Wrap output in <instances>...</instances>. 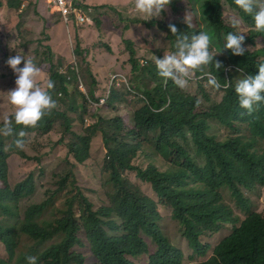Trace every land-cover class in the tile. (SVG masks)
<instances>
[{
    "label": "trees",
    "instance_id": "obj_1",
    "mask_svg": "<svg viewBox=\"0 0 264 264\" xmlns=\"http://www.w3.org/2000/svg\"><path fill=\"white\" fill-rule=\"evenodd\" d=\"M225 1L238 16L226 15L224 0H172L169 5L176 13L187 10L185 3L190 5L191 28L184 22V13L169 22L129 18L133 23L158 24L165 30L173 49L176 36L168 27L170 23L178 33L192 35L208 31L213 38L210 48L213 52L223 47L228 32L242 31L246 49L243 55L222 49L213 58L222 63V68L216 70L212 62L206 65L207 70L203 66L193 72L202 89L203 81L208 80L207 73L214 75L221 85L230 84L221 87L224 91L221 101L206 106L196 94L183 91L171 80L165 82L158 75L155 59L140 60L134 41L125 39L132 86L123 84L113 89L107 107L122 114L131 111L129 129L118 115L109 120L98 117L84 133L73 132L74 119L60 109L67 107L76 112V108L71 103L66 76L59 71L62 67L54 66L52 50L48 47V80L54 82L49 91L57 107L46 113L34 128L16 125L13 120L14 135H0V243L4 249L0 264H28L29 255L37 258V264H185L183 251L160 224L162 216L157 202L125 175L127 171H134L142 182L150 184L162 206L173 209L174 218L182 225V236L200 259L193 264H264V211L252 212L246 196L247 190L264 187V103L248 114L240 107L234 88L241 76L258 74L257 65L264 61V33L255 30L252 16L239 9L234 0ZM33 3L36 9L45 3L47 10L61 18L49 0ZM24 4L27 7L32 3L0 0V8L9 14ZM79 4L82 6V2ZM91 7L96 11L103 6ZM231 17L240 20L238 28L230 25ZM106 46L109 52L113 51L111 46ZM73 52L88 67L85 71L93 76L89 51L78 36ZM121 73L129 79L125 72ZM93 78V84H97ZM203 95L211 99L204 91ZM83 100V112L87 111L89 100L99 101L94 91ZM60 119H63V134L73 137L67 148L75 163L69 161V167L56 175V187L47 191L42 202L30 204L21 214L19 202L35 191V182L34 174L29 173L14 186L9 183L8 160L12 154L33 160L24 149L16 147L17 134L23 131L24 141L27 134L48 135ZM214 121L229 131L226 137L212 133ZM97 134L102 135L107 152L104 165L109 175L107 183L113 188L110 202L98 208L78 184L75 172L77 163L90 159L91 142ZM189 135L196 156L179 144V139L186 141ZM64 140L65 137L59 142ZM144 147L152 149L150 158L156 155L163 158L164 170L153 162L145 167L135 163L147 151ZM226 190L247 213L244 219L225 202ZM225 224H232V231L211 249L202 237L218 233ZM24 240L28 242L25 245ZM80 247L87 250L91 262L87 254L79 251Z\"/></svg>",
    "mask_w": 264,
    "mask_h": 264
},
{
    "label": "rangeland",
    "instance_id": "obj_2",
    "mask_svg": "<svg viewBox=\"0 0 264 264\" xmlns=\"http://www.w3.org/2000/svg\"><path fill=\"white\" fill-rule=\"evenodd\" d=\"M27 1H31L32 4L27 7L21 6L19 10L10 12L11 14L6 9L0 8V121L2 122L4 114L14 111L13 106L8 102L7 92L16 86L17 75L6 64L8 57L18 53L33 59L41 70L37 79L41 85H45L49 78L47 56L49 53L48 47H50L52 50L51 61L54 66L57 69L67 67L69 70L63 69L67 72V77H69L68 93L71 96V103L75 106L76 112L71 111L67 107H62L60 111L74 119L71 127L73 132L78 134L84 133L88 125L96 122L98 117L109 120V118L121 115L125 128H130L128 126H130L131 111L128 114H122L120 110H111L107 105L97 106L96 101H91L92 103H90V100L89 104L86 105L87 111L83 112L82 108L83 97L90 95L91 91H94L98 98L106 95L111 74L119 71L125 72L130 82H133L131 64L129 63L130 54L126 49L125 39L134 41L137 57L140 60L151 61L156 59V57L159 58V56L162 58L167 52L174 51L165 30L161 29L158 24L133 23L129 18L135 17L147 22H150L151 19L169 22L177 20L183 13L184 15L187 13L191 14L188 3L184 4L187 10L182 11L183 13H176L168 5L160 17H152L146 20L145 16L135 11L134 0H94L100 2V4L104 3L101 4L103 7L93 11L90 17L91 20L87 25H69V31V28L62 22L57 13L47 10L45 3L42 4V7L36 9L33 5L34 0ZM224 9L226 15L238 16L236 10L231 8L225 0ZM97 20H99V23ZM75 36L81 38L83 46L89 51L88 61L92 65L91 72L97 84H93V76L85 71L88 67L84 64L82 65L81 60L74 56ZM106 45L111 46L113 51L109 52ZM20 67H23V62ZM75 68L78 74L73 72L74 70L72 69ZM203 70H207V67L204 66ZM80 82L83 83V88L80 87ZM203 85L204 89L200 87V83L192 75L188 86L182 90L196 94L206 106L221 101L224 94L221 88L217 90L208 85V80H204ZM203 91L211 99H207L203 95ZM83 113L84 115H82ZM81 117H84L85 120L88 119L89 123L85 122ZM63 131V119H60L56 122L53 131L48 135L27 134L24 141V150L33 160H24L16 154H12L9 157V183L11 186L21 181L29 173L34 174L35 191L20 200L19 211L21 214H24L25 209L30 204L42 202L46 198L47 191L56 187V175L69 167V161L75 163L74 158L69 156L67 148V143L73 137L71 134L64 135ZM212 133L219 137H226L229 131L220 123L214 121ZM64 137V143H60L59 141ZM179 144L196 156L195 145L190 135L186 141L179 139ZM144 149L147 151L141 154L135 160V163L145 167L147 163L153 162L161 170H164L166 164L163 158L156 155L152 159L150 158L152 157V149L150 147H144ZM90 153L91 157L89 160L83 164H76L75 172L78 184L94 203L95 207L98 208L110 202V192L113 190L112 186L107 183L109 175L104 168L107 152L101 134H97L92 139ZM200 163H203L202 160ZM125 175L136 186L140 187L146 195L157 202L158 210L162 216L160 224L169 239L183 251L185 264H193L200 261L194 255L186 238L182 236V225L174 218L173 209L162 206L158 202V197L154 193L152 186L142 182L134 171H127ZM246 196L250 199L249 207L252 212L264 211V187L258 186L256 189L247 190ZM224 199L241 219L247 216V213L237 206L227 190L224 192ZM76 212L79 215L80 212L77 206ZM232 228V224H225L218 233L203 236L202 241L213 249L223 238L230 234ZM81 236L84 237L83 234ZM27 243V240H24V245ZM79 251L88 255L87 250L82 247L79 248ZM3 255L4 249L0 243V256ZM88 261H92L89 255Z\"/></svg>",
    "mask_w": 264,
    "mask_h": 264
},
{
    "label": "clouds",
    "instance_id": "obj_3",
    "mask_svg": "<svg viewBox=\"0 0 264 264\" xmlns=\"http://www.w3.org/2000/svg\"><path fill=\"white\" fill-rule=\"evenodd\" d=\"M74 1L83 10L92 8L91 6L95 5L87 3L84 0ZM80 2H82V6L79 4ZM171 2L172 0H134V9L138 14L145 16L146 20H148L152 17H160L161 13ZM234 3L244 13L252 16L255 30L257 32L264 33V0H234ZM23 6L25 7V4ZM85 6L87 7L85 8ZM93 11L94 10L92 8V12L89 13V21L91 20L90 17ZM192 19L193 17L190 13H187L184 17V22L189 26V28L192 27ZM229 23L232 27L238 28L240 20L237 17H231ZM73 24L74 23H70L69 25ZM69 25L66 26L69 28ZM168 27L172 34L176 36L174 44L175 50L165 53L162 58L156 57L155 65L158 75L164 78L165 82H167V80H171L180 89H185L188 86V82L195 70L201 69L203 66L212 62H214L216 70L222 68V63L214 61L213 59L214 56L221 52L222 49H230L234 55H243L246 51L243 47L245 36L242 34L244 33L242 31L228 32L225 36V43L223 44V47L213 52L210 51L213 38L208 31L201 30L198 34L194 33L192 35H188L178 33L174 24L170 23ZM22 62L23 67H20ZM6 64L10 66L13 72L17 75L15 80L16 86L7 92L8 102L13 106L14 111L3 115V126L0 127V135L7 137L12 136L15 133L13 120L16 125L34 128L38 125V122L46 113H50L52 109L57 107V102L52 98L49 91L54 87V82L49 79L45 85H41L37 79L40 76L41 70L33 59L17 53L14 56H9L6 60ZM257 67L258 74L241 76L236 79L234 86L235 92L238 95L239 105L241 108L246 109L248 114L255 111L256 106L264 103V61H261ZM64 68L68 70L67 67H62V69H59L61 74H64L61 72ZM72 70L78 74L76 68ZM117 73L121 72H115L113 74ZM113 74L110 75V79ZM64 75L66 76V85L68 88L69 77H67V72ZM206 75L208 77V85L217 90L221 87L230 86L229 83L221 85V83L211 73H207ZM125 77L128 83L122 81L118 86L113 85L110 88L109 82L108 91L106 95L98 98L99 101L97 102V106L107 105L113 89L120 88L123 84L130 88L131 82L126 75ZM81 84L83 85V83ZM104 98L107 99L106 102L104 104H100V100ZM90 103H92L91 100ZM87 123H89V120H87ZM17 135L19 138L15 140V145L20 150H23L25 148V142L23 140L25 133L21 131ZM26 259L28 264H37V258L35 256L29 255Z\"/></svg>",
    "mask_w": 264,
    "mask_h": 264
},
{
    "label": "built area",
    "instance_id": "obj_4",
    "mask_svg": "<svg viewBox=\"0 0 264 264\" xmlns=\"http://www.w3.org/2000/svg\"><path fill=\"white\" fill-rule=\"evenodd\" d=\"M52 2L53 9L58 12L66 25L70 23H75L78 26H83L89 21V13L92 12V8L83 10L79 7L74 0H49ZM62 73H66L64 70H61ZM122 81L127 82V79L124 74L117 73L113 74L110 79V88L113 85H119ZM128 83V82H127ZM80 87L83 88V85L80 83ZM106 98L100 100V104L106 102Z\"/></svg>",
    "mask_w": 264,
    "mask_h": 264
},
{
    "label": "crops",
    "instance_id": "obj_5",
    "mask_svg": "<svg viewBox=\"0 0 264 264\" xmlns=\"http://www.w3.org/2000/svg\"><path fill=\"white\" fill-rule=\"evenodd\" d=\"M84 1H86L87 3H90V4H95V5L100 4V2H97L94 0H84ZM101 4H104V3H101Z\"/></svg>",
    "mask_w": 264,
    "mask_h": 264
}]
</instances>
